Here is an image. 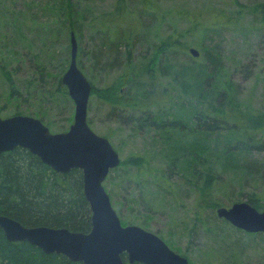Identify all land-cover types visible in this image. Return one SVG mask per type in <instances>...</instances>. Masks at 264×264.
Masks as SVG:
<instances>
[{"label": "trees", "instance_id": "1", "mask_svg": "<svg viewBox=\"0 0 264 264\" xmlns=\"http://www.w3.org/2000/svg\"><path fill=\"white\" fill-rule=\"evenodd\" d=\"M85 3L0 0V115L33 116L49 130L64 131L55 116L70 110L67 120L72 122V102L61 84L72 34L77 67L90 82L91 95L109 106L108 114L157 147L151 155L157 161L129 156L104 181L129 195L118 205L126 206L133 218L121 224L139 221L148 229L153 209L144 202L145 193L167 200L170 188H175L185 198L194 195L195 206L201 208V218L195 211L186 238L201 230L203 240L214 243L230 233H244L218 218L215 209L224 206L220 201L229 205L245 201L263 209L257 192L244 190L249 178H263L258 172L262 164L250 161L248 154L264 155V107L253 109L240 99L220 46L223 30L233 25L234 31L243 28L244 39L255 38L264 51V0L249 5L233 0L232 11L209 10L205 16L177 12V19L187 23L181 30L172 27L170 12L161 14L150 0H139V7L129 0H115L110 10L100 12ZM161 28L169 31L162 36ZM141 46L146 50L135 60L134 52ZM190 48L198 51L197 58L188 53ZM178 55L186 59L179 65L173 60ZM117 70L119 74L105 88L91 82L93 76ZM156 78L173 83L177 94H170V101L180 104L174 113L163 108L164 103L150 100ZM230 157L237 161L230 162ZM152 162L161 163L157 166L163 170ZM0 215L26 227L88 232L91 213L82 193L81 172L56 173L21 148L1 154ZM244 236L264 241V233ZM189 247L182 251L185 257ZM0 264L81 263L44 254L26 242H8L0 230Z\"/></svg>", "mask_w": 264, "mask_h": 264}, {"label": "water", "instance_id": "2", "mask_svg": "<svg viewBox=\"0 0 264 264\" xmlns=\"http://www.w3.org/2000/svg\"><path fill=\"white\" fill-rule=\"evenodd\" d=\"M77 45L70 35V61L61 76L73 103L68 130L50 133L39 120L26 115L0 117V155L16 148L27 150L40 162L59 174L81 172L82 193L89 206L90 230L86 233L46 226L26 227L0 215V230L8 242H26L42 253L61 255L81 264H188L156 235L134 226H122L103 183L120 158L109 141L91 131L87 124V106L92 86L76 63ZM188 53L197 58V50ZM218 218L245 233H264V210L247 202L218 207ZM126 255V263L121 255Z\"/></svg>", "mask_w": 264, "mask_h": 264}, {"label": "rangeland", "instance_id": "3", "mask_svg": "<svg viewBox=\"0 0 264 264\" xmlns=\"http://www.w3.org/2000/svg\"><path fill=\"white\" fill-rule=\"evenodd\" d=\"M130 4L134 2L135 6L139 0H129ZM154 5H157L161 14L163 12H170L172 17L168 20H173L172 27L181 30L187 26L185 20H179L175 16L177 12L181 14L194 15L199 14L205 16L206 11L218 9L225 11H232L234 9L233 0H150ZM242 4H252L253 1L263 0H238ZM115 0H86L85 5L90 6L93 11H108L112 8ZM133 6V5H132ZM139 7V6H138ZM189 18V17H188ZM213 20V19H211ZM244 23V22H243ZM246 24V23H244ZM232 27L224 29L222 32V45L220 51L226 68L229 69V75L232 78L233 84L236 86L240 99L246 100L253 109L264 107V51L262 46L256 42L255 38L244 39V33L241 28L238 31H234ZM164 31H169L168 28L159 29V34L163 36ZM247 41V43H246ZM146 46H141L134 52L135 60ZM176 64H181L186 60L183 56L178 55L175 59ZM174 62V63H175ZM87 70L84 71L85 74ZM119 74L118 70L109 72L105 75H99V77L93 76L91 81L97 88H105L110 85ZM156 88L153 87L152 94L149 96L152 102L158 105L164 103L163 108H167L171 113H174L176 108L180 104H174V101H170V94L174 97L177 93L173 92V83L165 78L155 79ZM171 85V86H170ZM121 92H123L121 90ZM168 93V94H167ZM123 94V93H122ZM125 97V94H123ZM148 98V100H149ZM157 105V106H158ZM72 110H73V104ZM157 106H153L157 107ZM154 111V110H153ZM110 108L108 105L99 101L95 96H90L87 108V123L93 133L99 137L106 138L114 150L117 152L121 161H124L129 156H145L155 161V156L152 155V151L157 147L149 140L145 135L135 133L128 127L122 125L118 118L108 114ZM70 110L65 111L61 116H55L56 123L60 125L65 132L68 130L71 121L67 120ZM73 114V113H72ZM1 118H5L4 115H0ZM33 117V116H32ZM35 118V117H34ZM37 119V118H36ZM44 124V123H43ZM45 125V124H44ZM46 126V125H45ZM47 127V126H46ZM48 128V127H47ZM49 130V128H48ZM50 133H57L54 129L49 130ZM197 138H200L197 136ZM153 140H157L153 138ZM198 143L200 141L198 140ZM202 144V143H200ZM154 152V151H153ZM250 161H256L261 163L262 167L259 168V176L263 175L262 180L259 178H249L248 183L245 184V193H252L253 190L259 199L263 202L264 210V155L248 154ZM230 162H235L234 158H229ZM152 166L163 170L164 167L159 162H152ZM105 191L109 196L111 205L115 210L120 222L130 220L133 216H129L126 211V206L122 208L118 205V200L123 199L124 192H121V188H116L109 183L103 184ZM170 193L166 198H155L154 194L150 197L149 192L145 193V203L152 207L153 217L148 222V229H144L139 223L135 221L132 225L140 227L147 232H150L160 239L168 241L171 246L179 248L182 251L188 249V242L192 243L188 258L192 264H264V241L258 242L257 239H251L244 236V233H230L228 238H217V241L211 243L210 240L204 241L201 230H193L189 237H185V233L189 232L194 226L195 211L199 213L201 218L200 209H197L194 201V195L188 198L181 193L180 190L170 188ZM113 192V193H112ZM148 193V196L146 195ZM113 197V200H112ZM121 202V201H119ZM224 204V208L230 207L228 201H220ZM240 202V201H239ZM139 213L142 211L139 209ZM139 214L138 216H140ZM194 220V221H193ZM209 225H213L210 223ZM214 225H216L214 223ZM218 226V225H217ZM189 229V230H188ZM202 233V234H201ZM178 249V250H179ZM177 253V254H178ZM180 254V255H181Z\"/></svg>", "mask_w": 264, "mask_h": 264}, {"label": "flooded vegetation", "instance_id": "4", "mask_svg": "<svg viewBox=\"0 0 264 264\" xmlns=\"http://www.w3.org/2000/svg\"><path fill=\"white\" fill-rule=\"evenodd\" d=\"M9 117V116H8ZM32 117V116H31ZM6 118V117H5ZM167 246H168V248L170 249V250H172L173 252H175V253H178L177 251H175L174 249H175V247H173V246H171L170 244H169V242L168 241H165V240H163V239H161ZM174 249H173V248ZM179 255L181 254V253H178ZM180 256H183L184 258H186L187 259V262H188V264H192L193 262H191L190 260H189V258L188 257H185L183 254H181ZM122 257H124V260H123V258ZM121 259L123 260V262L124 263H126V255L125 254H122L121 255ZM135 264H140V263H135Z\"/></svg>", "mask_w": 264, "mask_h": 264}]
</instances>
